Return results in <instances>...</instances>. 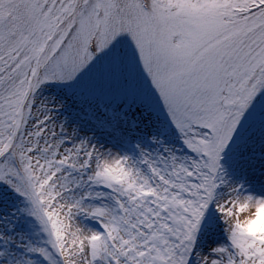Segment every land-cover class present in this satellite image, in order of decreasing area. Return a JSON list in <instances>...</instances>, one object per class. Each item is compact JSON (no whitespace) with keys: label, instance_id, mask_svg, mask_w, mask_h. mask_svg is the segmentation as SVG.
<instances>
[{"label":"rangeland","instance_id":"rangeland-1","mask_svg":"<svg viewBox=\"0 0 264 264\" xmlns=\"http://www.w3.org/2000/svg\"><path fill=\"white\" fill-rule=\"evenodd\" d=\"M156 1L162 9L151 0H79L72 17L67 11L76 0H0V57L20 50L26 62L13 87H24L27 76L35 83L23 113L18 99L0 101V150L8 147L11 118L20 122L11 161L0 162V264H10L12 251L14 264H22L28 213L36 217L40 249L64 257L58 233L64 211L48 184L68 169L73 150L65 145L52 155L51 143L70 112L102 116L101 96L132 116H116L122 124L153 141V155L144 159L160 186L116 182L80 158L84 175H71L75 187L82 180L102 187L118 199L117 211L132 203L141 216L137 224L119 223L127 226L121 232L103 215L84 214L95 236L97 222L108 232L99 241L102 254L90 255L100 264L220 263L213 250L220 242L222 264H264V211L259 207L247 225L239 207L247 187L264 186V0H219L200 9L190 0L197 12L188 15ZM53 55L40 75V60ZM6 85L0 88L9 93ZM144 107L174 122L173 134ZM226 173L232 180L222 186Z\"/></svg>","mask_w":264,"mask_h":264},{"label":"bare ground","instance_id":"bare-ground-1","mask_svg":"<svg viewBox=\"0 0 264 264\" xmlns=\"http://www.w3.org/2000/svg\"><path fill=\"white\" fill-rule=\"evenodd\" d=\"M160 1L187 14L195 11L190 0ZM210 1L198 0V6L207 5ZM92 112L89 110L86 116H77L70 112L71 118L66 119L65 127H61L57 131L59 138L51 143L52 155L63 150L65 145L70 146L73 150V155L67 158L68 169L56 173L48 184L50 194L54 197L55 202L63 207L64 211L59 220L61 224L58 226V233L67 264H100L99 260H95L96 258L90 255V250H96L98 255H101L104 245L99 241L104 243L105 239L95 236V233L88 227L86 219L83 218L84 214L103 215L102 220L105 223L121 232L125 231L127 227L119 224L122 221L127 219L131 222L133 219L137 224L141 219L132 203L126 204L125 211L115 210L113 205L118 199L111 192L103 191L102 187L99 188L95 184L89 185L84 180H82L85 183L84 186L81 184L75 187V180L71 178V175L76 178L84 175L82 165L81 170L78 167L80 158L83 159V162L89 161L91 170L99 172L102 177L147 188L146 178L134 164L133 158L130 159L124 146V140L127 137L136 136L137 133L132 129L129 130L127 124H122L114 116L103 114L100 117L99 114L92 115ZM108 121H111L113 126L108 124ZM144 138V136H140L135 140L139 142L144 152L148 153L152 150V145L148 139L144 141ZM231 180L229 173H226L222 178V186L230 183ZM255 186L247 187L239 204L247 225L250 223L251 214L259 207H262L261 209L264 211V186L258 189H255ZM156 188H151V190L154 191ZM80 213L82 214L80 215ZM117 218H119L118 223ZM222 248L220 242L213 246L214 252L219 253L220 263L207 261L206 264H222V261L225 260L222 259ZM8 261L10 264L15 263L13 251L10 252Z\"/></svg>","mask_w":264,"mask_h":264}]
</instances>
